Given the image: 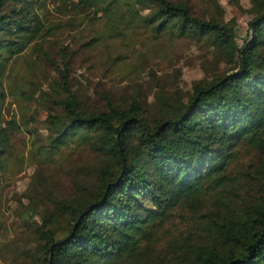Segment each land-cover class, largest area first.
Segmentation results:
<instances>
[{"label":"trees","instance_id":"trees-1","mask_svg":"<svg viewBox=\"0 0 264 264\" xmlns=\"http://www.w3.org/2000/svg\"><path fill=\"white\" fill-rule=\"evenodd\" d=\"M207 3L197 13L186 0H0V228L10 166L23 163L15 139L31 133L27 102L46 112V156L78 148L92 159L91 179L74 181L68 195L49 189L34 213L26 209L34 243L19 264H264V0H249L241 45L237 22ZM52 11L92 13L117 35L139 26L153 39L203 43L211 66L184 95L153 77L152 97L105 92L91 106L64 62L51 91L31 96L12 72L27 55L35 67L61 28ZM243 150L259 158L241 181L232 163ZM34 182V194L46 192ZM204 185L225 204L221 215L187 210Z\"/></svg>","mask_w":264,"mask_h":264},{"label":"rangeland","instance_id":"rangeland-1","mask_svg":"<svg viewBox=\"0 0 264 264\" xmlns=\"http://www.w3.org/2000/svg\"><path fill=\"white\" fill-rule=\"evenodd\" d=\"M186 1L197 13H204L208 6L207 0ZM217 1L224 8L225 17L237 22V43L241 45L248 33L247 22L252 16L248 12L249 0ZM51 19L54 23L60 22L61 28L43 43L42 51L35 57V67H28L27 55L15 62L12 72V80L30 88L27 90L31 96H38L42 90L51 91L49 84L58 80L57 64L64 67V62L69 63L70 84L91 106L101 105V94L105 92L119 94L121 91H140L152 97L155 85L153 77H157L161 84L168 85L170 92L184 95L195 80L204 76L202 66H211L206 63L207 59H212L209 49L205 44L193 40L153 39L139 26H124L122 34L117 35L106 31L104 19H94L92 13L72 18L52 11ZM150 72L152 76L148 75ZM27 104L30 107L27 112L31 133L25 130L15 139L23 163L10 166L6 181L7 192L0 228V264H19L21 251L33 246L34 226L24 216L26 209L34 213V207L38 209L42 205L41 197L49 189L68 195L73 192L74 181L91 179L85 163L92 159L86 152L78 148L66 150L59 157L63 159H57L58 164L57 160L53 162L54 156H46V112L33 100ZM11 111L19 115V106L13 104ZM258 155L243 150L233 161L234 171H240L239 180L246 179L245 171L257 162ZM38 179L46 187V192L41 188L39 195L32 190L36 184L34 181ZM221 194L225 196V192ZM225 208L221 198L204 185L187 210L192 213L204 209L211 214L221 215Z\"/></svg>","mask_w":264,"mask_h":264}]
</instances>
